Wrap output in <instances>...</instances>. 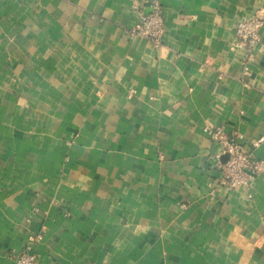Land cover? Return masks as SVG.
<instances>
[{"label": "crops", "instance_id": "crops-1", "mask_svg": "<svg viewBox=\"0 0 264 264\" xmlns=\"http://www.w3.org/2000/svg\"><path fill=\"white\" fill-rule=\"evenodd\" d=\"M146 2L0 0V264H264V177L217 188L203 131L264 137V0H159V47Z\"/></svg>", "mask_w": 264, "mask_h": 264}, {"label": "built area", "instance_id": "built-area-1", "mask_svg": "<svg viewBox=\"0 0 264 264\" xmlns=\"http://www.w3.org/2000/svg\"><path fill=\"white\" fill-rule=\"evenodd\" d=\"M147 13L141 8L138 22L130 30V34L159 47L164 35L163 9L159 0H147ZM264 30V13L258 11L248 19L239 22L235 28L236 46L244 49L246 58L250 52L261 44V33ZM246 70V67L244 68ZM210 141L218 144L220 151L213 158L214 167L218 171L217 188L237 189L248 187L252 177H264V161L253 155V150L264 144V137H259L244 147L243 137L237 132H227L220 126H206L203 129ZM222 156H227L224 163ZM248 198H251L250 194ZM14 264H38L34 254L21 251L13 258Z\"/></svg>", "mask_w": 264, "mask_h": 264}, {"label": "water", "instance_id": "water-1", "mask_svg": "<svg viewBox=\"0 0 264 264\" xmlns=\"http://www.w3.org/2000/svg\"><path fill=\"white\" fill-rule=\"evenodd\" d=\"M226 159H227V156H222V157L220 158V162L224 163V162L226 161Z\"/></svg>", "mask_w": 264, "mask_h": 264}]
</instances>
